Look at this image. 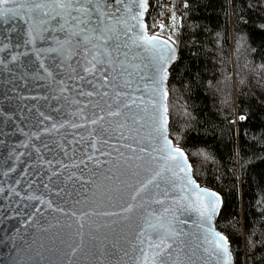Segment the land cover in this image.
I'll return each mask as SVG.
<instances>
[{
    "label": "snow or ice",
    "instance_id": "1",
    "mask_svg": "<svg viewBox=\"0 0 264 264\" xmlns=\"http://www.w3.org/2000/svg\"><path fill=\"white\" fill-rule=\"evenodd\" d=\"M149 7V0H0V21L8 26L0 36V51L13 47L25 49V52L13 51L7 61L0 57V64L24 58L25 63L36 69L33 75L38 81L49 80L56 85L49 88L56 93L51 98L59 105L53 111L63 116L65 104L81 105L76 112L93 126L89 136H95L97 142L114 132L123 138L124 131L134 141L139 140V154L134 149L130 158L117 149L122 163L116 164L112 186L102 193L109 201L116 202L114 206H119L118 212L103 215L120 217L128 224V232L121 237L122 244L114 245L127 258V264H184L180 260L183 251L180 245L185 234L179 225L188 221L180 220L179 216L188 212L196 214L194 223L204 232V251L215 264H233L228 236L213 225L224 204L223 196L200 186L187 153L169 138L168 68L176 60L177 50L171 37L165 39L148 33L144 17ZM172 21H176L174 10ZM160 27L163 29L164 25ZM12 32L17 33L15 43ZM38 42H48V46L38 48ZM129 49L145 54L139 57V63L129 61ZM28 51L34 53L35 61L27 55ZM136 59L133 55L132 60ZM129 68L137 70L136 80L132 79ZM73 91L76 97H95L102 102L88 99L93 118L84 115L82 100L69 101ZM40 98L46 102L49 99ZM53 119L37 109L36 124L43 125L45 120ZM240 119L247 117L242 115ZM65 124H71L74 129L82 127L64 120L53 122L51 128L43 127L42 131L51 132ZM17 130L24 131L19 127ZM39 135L38 131L32 133L37 138ZM145 140L151 147L142 146ZM90 146L95 148L96 144ZM125 147L132 148V144ZM45 163L50 165L48 161ZM176 191L180 194L176 195ZM29 199L52 206V201H45L44 197ZM153 205L159 206L160 211H155ZM80 215L83 229V219L88 213ZM78 235V243L68 244L64 255L69 258L62 264H75L71 257L82 252L84 234ZM113 264L122 262L116 260Z\"/></svg>",
    "mask_w": 264,
    "mask_h": 264
},
{
    "label": "water",
    "instance_id": "2",
    "mask_svg": "<svg viewBox=\"0 0 264 264\" xmlns=\"http://www.w3.org/2000/svg\"><path fill=\"white\" fill-rule=\"evenodd\" d=\"M146 17L147 12L145 22ZM15 23L13 21V24ZM7 27L0 21V36ZM147 31L151 34L149 28ZM11 35L15 43L17 33L12 32ZM172 41L178 58V46L173 39ZM47 46L48 42L37 43L38 48ZM13 51L25 52V49H5L0 51V57H4L6 61L10 60ZM128 51L131 63H139V57L145 55L142 52L137 53L135 49ZM27 55L31 56L33 61L36 60L31 51H28ZM133 55L137 56L136 60H132ZM120 58L123 59V56ZM176 60L169 66V73ZM35 70L31 64L24 62V58L7 65L0 64V262L62 264L69 258L64 255V252L68 251V244L78 243V233L83 232L84 248L76 257H71L75 264H113L116 260L127 264V258L123 257L114 245L122 244L121 237L128 232V224L120 217L103 215L106 212H118L119 206H114L116 202L109 201L102 193L112 186L110 181L115 174V166L122 163L119 153H123L125 158H130L135 149L136 154H139V140L134 141L129 133L124 131L123 138L118 132H114L97 142L95 136H89L93 126L81 119L80 114L76 112L81 105L68 107L65 104L63 116L53 111L59 105L51 98L56 93L50 92L49 88H56V85L51 84L49 80L38 81L33 75ZM128 70L133 73L132 79L136 80L137 70ZM169 80L170 75L167 81L168 91ZM37 84L40 87H37ZM5 96L8 98L5 99ZM42 96H48V101L41 99ZM73 98L83 101L84 115L89 119L93 118V109L89 107L88 99L93 103H102L95 97H76L75 91L69 101ZM60 103L64 104V101ZM37 109L43 111L45 116L52 115L53 121L45 120L43 125L36 124ZM64 120L80 124L82 127L74 129L71 124H65L63 128L51 132L42 131L43 127L51 128L53 122L62 123ZM18 127L24 131H18ZM37 131L40 132L38 138L32 136V133ZM169 138L175 144L171 135ZM91 144H96V147H91ZM127 144H132V148H126ZM43 145H47V148ZM142 146L151 147L147 140ZM184 151L186 152L185 149ZM89 156L92 157L91 160L88 159ZM188 159L191 162L189 156ZM97 160L101 163L97 164ZM45 161L50 162V165ZM193 175L201 187L217 191L197 179L194 167ZM175 194L180 193L176 191ZM30 196L44 197L45 201L51 200L52 206L29 199ZM60 208L63 209L62 212L57 210ZM153 209L160 211L157 205H153ZM73 212L76 215H72ZM85 212L88 216L84 217V228L81 229L80 214ZM220 212L213 221L215 229L219 232L221 231L216 222ZM179 219L188 221L187 224L179 225L185 234L182 237L184 243L180 245L183 249L180 260L184 264H215V260L204 251V232L194 223L197 222L196 214L184 213ZM113 220L116 222L112 223ZM230 251L235 264L231 243Z\"/></svg>",
    "mask_w": 264,
    "mask_h": 264
},
{
    "label": "trees",
    "instance_id": "3",
    "mask_svg": "<svg viewBox=\"0 0 264 264\" xmlns=\"http://www.w3.org/2000/svg\"><path fill=\"white\" fill-rule=\"evenodd\" d=\"M162 0H149L146 22ZM170 135L224 204L235 264H264V0H175ZM246 116L241 120L240 116Z\"/></svg>",
    "mask_w": 264,
    "mask_h": 264
},
{
    "label": "built area",
    "instance_id": "4",
    "mask_svg": "<svg viewBox=\"0 0 264 264\" xmlns=\"http://www.w3.org/2000/svg\"><path fill=\"white\" fill-rule=\"evenodd\" d=\"M173 10L175 11L173 0H164L161 3L158 12L154 14V21L158 29H162L160 26L164 25L163 29H169L170 31H172L180 25L181 19L177 15L176 11V21L175 23H173L172 21Z\"/></svg>",
    "mask_w": 264,
    "mask_h": 264
}]
</instances>
